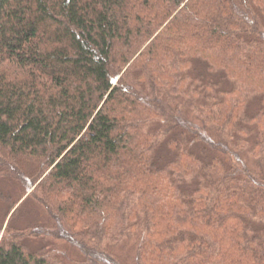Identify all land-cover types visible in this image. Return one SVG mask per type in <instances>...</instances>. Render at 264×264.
Instances as JSON below:
<instances>
[{
    "label": "trees",
    "instance_id": "16d2710c",
    "mask_svg": "<svg viewBox=\"0 0 264 264\" xmlns=\"http://www.w3.org/2000/svg\"><path fill=\"white\" fill-rule=\"evenodd\" d=\"M0 264H264V0H0Z\"/></svg>",
    "mask_w": 264,
    "mask_h": 264
}]
</instances>
